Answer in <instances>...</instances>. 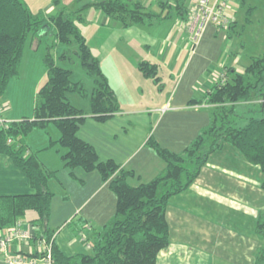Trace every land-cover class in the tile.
I'll list each match as a JSON object with an SVG mask.
<instances>
[{"label":"trees","instance_id":"1","mask_svg":"<svg viewBox=\"0 0 264 264\" xmlns=\"http://www.w3.org/2000/svg\"><path fill=\"white\" fill-rule=\"evenodd\" d=\"M166 1L158 2L160 12L146 11L141 1L131 0H100L89 5L124 28L156 25L159 18L187 20L186 0ZM245 1L239 0L240 5L245 6ZM255 9L254 5L246 7L241 30L251 22ZM163 10L166 12H161ZM230 12L227 26L219 28V31L224 29L228 37L238 33L237 12ZM73 13L60 10L48 16L33 15L22 0H0V104L9 81L18 76L28 37L43 33L50 24L54 26L58 42L76 44L75 54L92 78V88L88 91L82 80L72 78L73 70L57 65L47 50L44 55L46 81L37 90L32 117L0 125V154L7 156L26 176L30 188L27 193L0 195V230L10 228L26 211L32 210L36 214L32 240L44 237L51 244L53 264H156L159 252L170 242L166 217L169 200L189 188L213 153L229 146L237 150L248 164L261 172L260 188L264 191V52L251 56L242 70L224 66L206 91L188 100L189 105H209L210 119L184 149L173 151L150 134L146 145L165 166L149 181L131 185L128 179L134 174L133 170L123 168L111 158L101 160L95 147L77 135L87 116L105 121L120 111V105ZM65 55L64 52L59 56L66 58ZM137 67L143 76L161 87L157 63L142 60ZM72 92L89 100L88 112L72 103L69 97ZM256 100L255 108L248 107ZM237 106L246 107L247 112L258 108L262 114L246 117L240 126L236 123ZM49 122H53L59 134L50 143L64 149L60 156L63 166L70 170L79 167L86 172L96 170L116 196L113 216L98 229H92L90 252L65 253L55 243L49 229L54 193L48 183L56 177L57 171L47 169L38 159L39 150H31L26 142L34 128H45ZM254 233L263 243L254 251L253 264H264V209L256 214Z\"/></svg>","mask_w":264,"mask_h":264},{"label":"crops","instance_id":"2","mask_svg":"<svg viewBox=\"0 0 264 264\" xmlns=\"http://www.w3.org/2000/svg\"><path fill=\"white\" fill-rule=\"evenodd\" d=\"M62 1L65 4L60 5L59 0L56 8L49 6L48 9L54 14L60 10H67L65 9L66 5L71 6L72 3L75 4L74 11H71L80 12L79 15H75L76 23L81 33L86 37L92 53L99 59L101 68L109 84L114 89L120 105V111L105 121H97L91 116H87L80 124L77 135L95 147L101 160L111 158L123 168L133 170L134 174L128 179L131 185L149 181L165 166L155 151L146 145V140L150 134L161 145L173 151H181L192 141L199 130L209 122V105L205 103L188 104V100L193 97H190V92L200 91L203 93L211 86L214 80V76L209 77V65H204V63L202 66L199 65L200 57L207 50V42L200 40L192 50L188 33L185 30L187 33L185 39L187 40L189 56L181 64L184 36H179L176 33L171 35L172 31H174L173 29H175V25L167 27L164 32H157V28L151 32L150 27L155 25L148 26L140 24L124 28L110 17L105 16L101 11L89 5L100 0ZM134 1H141L143 4L145 1L148 2V0H131V2ZM169 20H173L176 24H183V21L175 17ZM213 27L216 30L214 29V31L212 29V33L216 35L219 33V29L215 26ZM207 28L205 31H207ZM137 50H145L147 53L140 55L136 53ZM150 54H157V59H149L148 56ZM142 60L157 63L159 70L162 64L167 65L170 79L174 75H178L177 84L180 86L176 95L178 104L175 106L171 105L172 107H170L168 104L169 100L166 101L164 96H162L157 101L158 103L154 110L159 114L153 120L151 116L145 118L141 116L145 111L149 112V108L122 107V101L119 95L123 92L119 90L120 86L122 88L130 85L129 81H132L130 74L134 75L137 70L141 74L137 66ZM141 77L147 79L143 75ZM196 81H199V86L195 84ZM164 105H168L169 109L161 112L160 108ZM10 109L8 105L0 108V117L2 119L4 118L7 122L20 120L14 115H4ZM168 111H171V113ZM167 113L170 114L167 115ZM146 121L148 122L147 131L144 130L142 133L139 132L137 134L136 130L142 128ZM151 124L153 126L152 132L149 129L151 128ZM43 144H46L45 140L40 145L41 147L37 149L39 150L37 154L39 157L40 154L44 153L42 151L43 148L47 146ZM225 149L230 148L226 147L223 151ZM223 151L215 152L210 156L208 162L202 167L199 176L182 193L193 189L192 192L195 195L190 200L195 203L193 206L194 210L207 205L212 212L220 215L222 218L226 216L232 220L235 215L233 224L244 226L245 228L246 222L242 223L241 220L237 219L239 216L235 212L234 205L232 204H234V201L239 200L245 211L249 215H252V208L248 207L249 197L254 196L258 191V197L264 199L262 192H260L261 174L258 173L255 177L252 175L255 168L242 164L243 167L241 166L239 168V170L241 169L242 177H239L237 181H233L228 175V170L222 168L219 162L224 165L228 160H235L237 155H235V152L224 153ZM50 161V159H48V163L41 161L47 169L57 171L56 177L50 179L48 183L50 190L54 193L51 200L49 229L53 233L55 243L65 253L86 252L83 251V247L85 246L91 249L90 237L92 229H98L113 216L116 209V196L110 190L108 183L101 180L96 170L90 172H86L80 168L70 170L63 166V162H60L59 166L56 167L51 165ZM249 169L253 170V172H250ZM209 190L221 192L225 194V197H218ZM29 191L30 188L26 176L13 165L7 156L0 154V195L20 194ZM223 201L224 203L222 204ZM227 201L230 202L229 205ZM170 212H173L175 215H171ZM257 212L254 210L253 216ZM189 213L197 214L196 212ZM189 213L174 205L171 208L167 207L166 217L169 223V230L172 226H179L180 229V221L182 219H185L186 224H181V226L186 225L184 228L194 227L191 223ZM35 217V212L32 210L26 211L24 216L20 218L21 227L31 229L35 232L36 226L33 223ZM236 219L237 221L235 222ZM81 225L83 226L82 229L80 227ZM245 230V236L241 239L243 246L238 252L233 253L227 249L219 250L228 251L222 254L225 258L227 256L228 258H238L237 261L233 259V263L236 264H253L254 251L256 250L254 248L260 242L256 240L258 236L254 233V228L252 234V230L248 231L246 228ZM80 232L85 233L86 238L84 240L80 238ZM260 245L261 243L258 247ZM20 247L25 252L35 253L37 251L34 239L28 243H22ZM223 263L227 264L230 262L223 261ZM0 264H2L1 253Z\"/></svg>","mask_w":264,"mask_h":264},{"label":"rangeland","instance_id":"3","mask_svg":"<svg viewBox=\"0 0 264 264\" xmlns=\"http://www.w3.org/2000/svg\"><path fill=\"white\" fill-rule=\"evenodd\" d=\"M22 1L28 6L33 15H52L53 13H51L48 7L53 6L56 8L59 4V0ZM159 1L162 0H148V2L145 1V10L160 12V5L158 6ZM166 2H169V0ZM61 4L65 3L60 0V5ZM229 4L232 6L231 10H235V12H237L235 14V18L237 20L236 30L238 33L228 37V35L225 34L226 31L222 29L219 31V33L214 35L212 33V29L214 30L215 28L208 25V28L206 27L207 31H204L205 34L203 33L204 36L202 35V39H200L207 42V50L202 55V57H200L201 60L199 65L202 66L203 63L204 65L208 64L210 67L209 77L211 78L214 76V79L215 77L219 76L218 74L224 68V66L232 65L236 69L242 70V68L249 63L251 56L261 55L264 52V0H246L245 6H241L239 0H229ZM188 5L189 0H186V6ZM248 5H254L256 6V9L254 10V13L251 17V22L246 24L244 29L241 30V25L244 24V10ZM74 6V3H72L71 6L66 5L65 9L71 11L73 10ZM161 12H166V10ZM79 13L80 12H74L73 14L79 15ZM184 22L183 24H176L173 20L170 21L167 18H159L158 23H156L158 27L156 25L150 27L151 32H153V30L156 28L157 32H164L167 27H172L175 25V29H173L174 31H172L171 35L176 33L179 36H184L182 44L184 49L181 55V64H183L189 56L187 40L185 39L187 37V33L185 31L186 26H184ZM76 49L77 46L74 42L67 44L58 42V39L54 36L53 24H50V27H47L43 33L36 34L34 36L30 35L25 43L23 55L18 66V76L12 78L9 81L7 89L1 99L0 108L7 105L11 108L10 111L4 115H14L19 119L31 117L33 115V109L37 103V90L46 81L44 55L46 54L47 50V52L53 56L57 65L72 69V78L74 80H82L87 90L91 91L92 78L88 76L82 68L80 61L75 54ZM64 52L66 53V58L59 56ZM136 53L142 55L147 53V51L137 50ZM148 57L149 59L156 60L157 54H150ZM208 60L210 61L207 63ZM128 68L131 69L130 66H128ZM135 72L136 73L134 75L130 74L132 81H129V84L132 86L128 85V87L122 88L120 86L119 88V90L123 91L119 94L122 101V107L132 106L142 107L143 109L149 108V112L145 111L143 114H141V116H143V118L151 116L153 120L159 114L154 110L156 104L158 103L157 101L162 96H164L166 101L169 100L168 104L170 107L178 104L176 100V95L180 88L179 84H177L178 75L176 74L170 79L169 68L167 65L162 64L158 73L161 77L160 88L152 81L151 78L143 79L141 77L142 75L138 73V70ZM195 84L199 86V81H196ZM190 94V97H199L202 92L192 91ZM69 97L75 106L82 107L85 109V111L90 109L89 100L81 97L78 93L72 92L69 94ZM257 102L258 100L253 101L250 105H248V107L255 108L257 106ZM245 109L247 108H244L243 106L236 107V113L238 115V118L236 119L237 125H243L246 121V117L250 115L259 117L262 114V112L257 111L258 108H256V110L253 112H247ZM168 112L171 113V111ZM170 113H167V115ZM147 125L148 122L146 121L142 128L136 130L137 134H139V132L142 133L144 130L147 131ZM150 127L151 128L149 129H151L152 132V124ZM58 135L57 128L53 122H49L45 128H34L33 131L27 135L26 142L31 150H37L39 147H41L40 145H42L45 140L46 144L43 145L47 146L42 150L44 153L40 154V157H38L44 163H48V159H50L51 165L58 167L60 162L62 163L60 156L64 149L57 143H50V141L56 139ZM229 148L230 149H225L223 152H235V155H237L235 160H228L224 165L221 162L219 163L222 165V168L228 170V175L230 178L233 181H237L239 177H242L241 169L239 170L242 164L245 166H251V168L252 165L248 164L237 150L230 146ZM253 167L255 168L254 172L253 170L249 169L250 172H253L252 175L256 177L258 173L261 174L257 167ZM189 190L186 193H180L179 195H176V197L173 196L174 198L172 197L169 200L168 207L171 208V206L174 205L184 209V211H188V213L196 212L197 214L189 213L191 223L194 225V227L190 226L189 228H184L186 225L181 226V224H186L185 219L180 221V229L179 226H172V228H170L169 245L159 252L160 254L157 256L156 264H225L223 261L230 262L227 264H236L233 263V259L237 261L238 258H228V256L225 258L222 256V254L223 252L228 251L236 253L242 248L243 242L241 239H243V236H245V228L248 231L252 230L251 234L253 233L255 223V218L253 219V217L256 215L255 214L253 216V211L264 209V199H260L258 197V191L254 196L249 197L248 207L252 208V215H249L245 211L242 203L239 202V200L234 201V204L231 203L234 205L233 208H235V212L239 216L237 219L241 220L242 223L246 222V227L244 228V226L242 227L240 225L237 226V224H233L235 219L234 214H231L234 215L233 219L231 220L226 216L222 218L220 215L212 212L210 207L207 205L202 206L200 209L194 210L193 206L195 203L190 200V198L195 194L192 192L193 189L190 191ZM209 191L218 197H225V194L221 192H213L211 190ZM260 192H262L264 197V191L261 190ZM227 202L229 205L230 202ZM223 203L224 201L222 204ZM231 212L233 213V211ZM170 214L175 215L173 212H170ZM190 233L192 234L190 235ZM256 240L260 241L259 244L263 243V239L259 236L256 238ZM256 248H254V250ZM221 249H227L228 251H219ZM83 251L90 252L91 249L84 246Z\"/></svg>","mask_w":264,"mask_h":264},{"label":"built area","instance_id":"4","mask_svg":"<svg viewBox=\"0 0 264 264\" xmlns=\"http://www.w3.org/2000/svg\"><path fill=\"white\" fill-rule=\"evenodd\" d=\"M188 18L184 22L188 33L191 49L200 41L205 28L213 25L217 29L224 28L230 21L231 6L228 0H189L186 6ZM169 109L168 105L160 108L161 112ZM7 121L0 118V125L6 126ZM34 232L31 229L21 227L18 219L10 228L0 230V253L2 264H53L51 244L47 243L44 237L34 238L36 252H25L21 250L22 243L32 240ZM85 239L83 232L79 234Z\"/></svg>","mask_w":264,"mask_h":264}]
</instances>
